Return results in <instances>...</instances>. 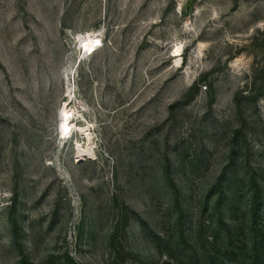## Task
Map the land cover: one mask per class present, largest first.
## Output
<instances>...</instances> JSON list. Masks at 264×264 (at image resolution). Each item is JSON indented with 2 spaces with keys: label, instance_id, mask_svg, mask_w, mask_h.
Instances as JSON below:
<instances>
[{
  "label": "rangeland",
  "instance_id": "1",
  "mask_svg": "<svg viewBox=\"0 0 264 264\" xmlns=\"http://www.w3.org/2000/svg\"><path fill=\"white\" fill-rule=\"evenodd\" d=\"M0 264H264V0H0Z\"/></svg>",
  "mask_w": 264,
  "mask_h": 264
},
{
  "label": "bare ground",
  "instance_id": "2",
  "mask_svg": "<svg viewBox=\"0 0 264 264\" xmlns=\"http://www.w3.org/2000/svg\"><path fill=\"white\" fill-rule=\"evenodd\" d=\"M86 34H83V38H81L82 41L85 42L83 45H85L86 49H88L90 51H91V49L94 50V48H92V45H93L94 41L97 40V38H96L97 34L96 35L91 34V33H86ZM62 111L63 112L60 114V123L62 124V129H64V128H68L70 126L71 122H68V118H69V113H67L68 111L65 108H63Z\"/></svg>",
  "mask_w": 264,
  "mask_h": 264
}]
</instances>
